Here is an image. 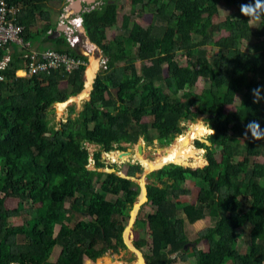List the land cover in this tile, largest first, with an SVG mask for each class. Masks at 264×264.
I'll return each mask as SVG.
<instances>
[{
  "label": "trees",
  "instance_id": "trees-1",
  "mask_svg": "<svg viewBox=\"0 0 264 264\" xmlns=\"http://www.w3.org/2000/svg\"><path fill=\"white\" fill-rule=\"evenodd\" d=\"M4 1L19 7L16 21L23 27V43L13 46L23 55L7 62L0 81V264H84L126 249L119 237L140 186L116 172L100 171L106 168L100 155L140 139L167 146L182 136L183 122L199 115L208 116L205 122L215 131L207 138L209 145L195 141L197 149L206 151L208 164L198 169L168 164L148 175V203L154 212L136 224L143 230L148 225L146 262L175 264L193 257V264H264V0H131V12L123 16L113 40L107 30L118 22L120 0L85 5L80 16L86 36L107 61L90 100L75 118V106H69L59 128L50 125L47 112L53 103L66 104L82 92L89 64L88 56L71 47L64 34L50 39L64 14L56 6L68 2ZM254 2L257 13L252 16ZM220 3L236 11L216 22ZM147 11L153 18L143 27L134 18ZM38 21L44 24L32 32ZM222 30L227 34L215 39ZM38 33L53 50L83 64L71 72L62 66L50 74L15 78L20 62L28 60L27 42L31 45ZM209 44L215 46L212 54ZM8 46L0 50V59ZM179 54L187 59L186 66L179 64ZM200 78L206 86L195 93ZM113 79L118 82L115 93L108 84ZM231 106L235 109L227 112ZM144 118L151 121L144 123ZM88 145L97 148L93 169L88 167ZM142 171L140 164H132L127 176ZM188 181L199 186L194 204L180 201L191 194ZM8 198L18 199L23 208H6ZM26 209L33 212L12 227L10 220ZM208 218L213 225L190 241L186 221L196 224ZM242 240L245 251L238 246ZM201 242L208 250L198 248ZM137 245L143 249L146 240ZM56 247L61 251L52 262Z\"/></svg>",
  "mask_w": 264,
  "mask_h": 264
},
{
  "label": "rangeland",
  "instance_id": "rangeland-1",
  "mask_svg": "<svg viewBox=\"0 0 264 264\" xmlns=\"http://www.w3.org/2000/svg\"><path fill=\"white\" fill-rule=\"evenodd\" d=\"M63 6H64L63 4H61L59 7L56 6V9L59 11L61 8H64ZM219 9H220L219 13L217 15H215V17H214V20L216 22H219V21L226 19L228 16H231V14L233 12L236 11L233 6L226 5L225 3H220ZM250 11L252 13V16L256 15L257 4L255 2L252 4ZM130 12H131V0H120V10H119L118 22L116 23V25L113 28H110L107 30L108 39L113 40L115 38V36L119 33V29H121L123 16L128 15ZM152 18H153L152 12L147 11L146 13H141V14L135 15L134 19L143 27H148L152 21ZM251 22H252L253 26L256 25V19L255 18L252 17ZM43 24L44 23L42 21H38V23L34 27L37 28V27L42 26ZM31 31L35 32V29L32 28ZM226 34H227V32L225 30L218 31L215 33L214 38L218 39L221 36L226 35ZM39 43H40V47L42 49L53 48L49 42L43 41V42H39ZM91 45H95V44L91 43ZM91 45L89 44V40L84 37L82 44L79 47H77V50L82 53L83 50L85 49V51L88 53L86 56H88V58H89V64H88V67L86 69V72H87V70L90 69V66L92 65L91 60L95 59L98 61V71H96L97 72L96 77H97V75L101 72V70L103 69V67L105 65L104 60H106V56L100 47L95 45V48L92 49ZM31 46L38 47L37 45H35V42H32ZM214 49H215V46L212 44H209L208 53L212 54ZM245 51H247V50H245ZM177 60H178L180 65H182V66L187 65V59L184 56H182L181 54L178 55ZM140 67H141V63L138 62L137 68L140 69ZM163 67H164V74L166 76L167 75V66L164 65ZM85 76H86V73H85ZM108 84H109L112 92L115 93L116 86L118 85V82L116 81V79L109 81ZM205 86H206V80L203 78H200L197 85L193 89V92L201 93L203 91V89L205 88ZM61 87H62V89H65L67 87V83L62 82ZM92 89H93V85L91 87V90L88 92V95L84 99H81V96H80L78 98L79 100H75V98L78 97L83 92V90H82V92L79 93L76 97H74V98L71 97L69 100H67L66 104H62L60 106L59 105L58 106L57 105L52 106V108L47 112V117H48V120L50 122V125L54 126L55 128H59L60 124L65 122L66 118L70 114L68 107L72 105L73 101H75L76 104H74L75 112L71 115V117L72 118L77 117L79 115L80 111H82L85 102L90 100V95H91ZM187 90H189V89H187ZM180 96L185 98L183 93H181ZM238 103H239V98L236 100V104H238ZM234 109H235V106H231V107H227L226 111L228 112V111H232ZM150 121H151L150 118H144L143 119L144 123H149ZM195 121H198V120L196 119L194 121L183 122V126L185 127L184 133L182 134V136L179 135L177 138H175L167 146H162L158 142L157 139L154 140L153 142H151V144H146V142H143L144 140L142 141V139H141L140 142L142 143V146H143V154H140L138 152V147L136 144L135 145L124 144V146H123L125 151H127V152L129 151L131 153L130 157L120 154L124 150H120V152H117V153H112V154L109 153L108 155L105 153H102L100 155V157H101V160L106 164V168H104L102 170L100 168L99 170L106 172V173L116 172L121 177L132 179V177L127 176V170L129 169V166L132 164H140L143 167L142 168L143 172L142 173H136V176L133 177L134 182H137V184L139 186H140V184L138 182L142 181L143 179L147 180L148 183H150L151 181L149 180L148 176L147 177H145V175L143 176L144 170L148 169L147 161L148 162L155 161L160 155L163 154L162 153L163 149L167 150V149L171 148L179 140L188 137L192 133V130H194L197 127L200 128L199 136H198V138L193 139L191 142L192 151L195 152L197 150L196 151L197 154H196L195 158H192L193 157L192 156V157L188 158L189 160H185L182 163H178V162L166 163V165L176 164V165H181L184 167H192L194 169L203 168L204 166L207 165L206 151L203 149H197L195 146V141L198 140V141H201V142L209 145L210 142L207 140V138L209 135H211L212 131L209 129L207 122L203 121L201 123V121H200V122H198V124H196ZM241 143H243V142H241ZM88 146H89V149L92 150V152L95 151L96 147L94 145H88ZM216 158L218 160H220V158H221V149H219L218 147H217ZM257 161L262 162L263 160L257 159ZM94 165L95 164H94V160H93L90 163L89 168L93 169ZM144 183L145 182H143V184ZM185 185L191 191V194L189 196H182L180 198V201L182 203L194 204L196 202L197 196L199 194V186L197 184H194V183H189V181ZM143 194H145V193H142L141 197L143 196ZM141 197H140L139 202H138V197H137L136 202H135V204H134V206L130 212V218L127 221L126 227L119 237L125 243L126 249L122 248L119 253H113V252L109 251L108 253H106V255L104 257L98 259L95 262L86 259L84 261V264H141L140 263L141 260H143V263L145 264L143 257L145 258V255L150 252V244H151L150 236L148 235L149 233H147L148 225H146V228L143 230V229H141L140 226H137L136 224H137L138 220L145 221L148 214H151L154 212V208L151 206L150 203H148L146 201V197H145L144 201L141 200ZM5 203H6L5 206L8 209H14V208L22 209L23 208V207L21 208L18 199L8 198ZM32 212L33 211L26 209L23 212V215L21 217L12 218L10 220L11 226L14 227V226L23 224L24 220L26 218H28ZM213 223L214 222L210 218H208L204 221H199L196 224H190V223H188V221H186V231H187V234H188L190 241H194L198 237V232L203 227L213 225ZM58 231H59V226H57L55 228V234H57ZM143 239L146 240L147 246L144 247L143 249L139 250L138 248H136V244L138 243L139 240L141 241ZM244 241L242 240V241L238 242L239 243L238 246L243 251L246 250V246H247ZM190 247L191 246H189V248H188V250H186V252L191 254L192 248H190ZM198 248L203 249V250H208V246L206 245L205 242H201L200 244H198ZM60 251H61L60 247L54 248L52 255L50 257V261L55 262L59 257ZM193 261H194V258L190 257V259H188L186 262H181L180 260H177V262L175 264H193Z\"/></svg>",
  "mask_w": 264,
  "mask_h": 264
},
{
  "label": "built area",
  "instance_id": "built-area-1",
  "mask_svg": "<svg viewBox=\"0 0 264 264\" xmlns=\"http://www.w3.org/2000/svg\"><path fill=\"white\" fill-rule=\"evenodd\" d=\"M91 8H94V6ZM18 12L19 7H9L4 0H0V50L11 44L22 45L23 43V27L16 21ZM61 23L65 26V35L67 37L68 44L71 47L76 48L80 43L83 42V38L80 34V28L83 25V19L80 16L72 18L65 17ZM82 54L86 56L88 53L83 50ZM7 62L8 59H0V81L4 80V75L2 72L6 69ZM80 64H83L81 59H75L67 53H61L48 49L46 51L29 53L25 67L16 70L14 75L15 77H30L32 75L44 73L50 74L52 69L60 68L62 66H65V70L67 72H71L72 70L78 68ZM95 151L92 152V150H90L92 154L89 159L90 163L94 160L93 153ZM117 152L119 151L116 150L114 153Z\"/></svg>",
  "mask_w": 264,
  "mask_h": 264
},
{
  "label": "bare ground",
  "instance_id": "bare-ground-1",
  "mask_svg": "<svg viewBox=\"0 0 264 264\" xmlns=\"http://www.w3.org/2000/svg\"><path fill=\"white\" fill-rule=\"evenodd\" d=\"M91 64L92 65L90 66V69L88 70V74H87V80H88L87 83H89V84L87 86L86 92L84 94L80 95L81 99L85 98L88 95V92L91 90L90 84H92V82L95 79V75H96L95 69L98 66V61L95 59L91 60ZM78 98H76V99H78ZM58 105L59 104H57V106ZM196 124H198V123H196ZM199 132H200V128H198V127L195 128L194 130H192V133L188 137L179 140L177 143H175L171 148H169L167 150L163 149V151H162L163 154L160 155L155 161L148 162L146 160L149 170L146 169L145 171H152L154 169H158V168L164 166L166 163H176V162L182 163L185 160H189L188 158H190L192 156H193L192 158H195V156L197 154L196 153L197 150L195 152L192 151L191 142L193 139L198 138ZM142 193H145V194H143L142 197L140 196L141 200L144 201L145 197H146L145 189H143ZM140 263L144 264L143 260H141Z\"/></svg>",
  "mask_w": 264,
  "mask_h": 264
},
{
  "label": "crops",
  "instance_id": "crops-1",
  "mask_svg": "<svg viewBox=\"0 0 264 264\" xmlns=\"http://www.w3.org/2000/svg\"><path fill=\"white\" fill-rule=\"evenodd\" d=\"M77 1V0H76ZM76 1H74L72 4H70V5H64V14L61 16V18L62 19H64V16L65 17H73V16H78V15H80V8H79V6L78 5H76ZM86 5V4H85ZM89 6V5H88ZM94 6V5H93ZM60 18V19H61ZM61 19V20H62ZM61 20H60V23H59V25H58V27L60 26L61 27ZM57 27V28H58ZM34 29H35V31H36V27H33ZM56 28V29H57ZM62 28V27H61ZM56 29H53L52 31L54 32ZM62 34V33H61ZM60 34V35H61ZM81 34H82V36H85V38H87L88 40H89V44L91 45V43H90V39L86 36V33H85V31L83 30L82 32H81ZM34 35V34H33ZM59 35V36H60ZM58 36V37H59ZM32 40H31V42H35V45H37L38 47H36V46H31L30 45V43L29 42H27V44H28V48H27V50H26V52H28V54L29 53H31V52H40V51H46V50H48V49H51V48H47V49H42L41 47H40V43L39 42H46L45 41V36L43 35V34H40V33H38L37 34V37H32L31 38ZM55 39V38H54ZM82 44V43H81ZM81 44H79L77 47H79ZM77 47H76V49H77ZM91 47H92V49H94L95 48V45H91ZM8 49V51H7V53L6 54H3V57H1V59H8V61L9 60H14V59H16V60H21V55H23V54H20L19 53V51H18V49L16 48V46H13V45H10V46H8L7 47ZM51 50H53V48L51 49ZM85 50V49H84ZM60 52V51H59ZM103 53H104V51H103ZM105 54V53H104ZM24 56H28V55H24ZM21 63V67H19V68H23V67H25V63L26 62H24V61H22V62H20ZM96 71H98V66L96 67V69H95V74L97 73ZM87 73H88V70H87V72H86V83H85V89L83 90V94L86 92V89H87V86H88V84L89 83H87L88 82V80H87ZM95 77H96V75H95ZM95 81V80H94ZM94 81L92 82V84H90V87H92V85H93V83H94ZM91 89V88H90ZM93 90V89H92ZM82 93L80 94V95H82ZM79 95V96H80ZM78 96V97H79ZM76 97V96H75ZM78 97H76V98H78ZM75 98V99H76ZM84 99V98H83ZM76 100H79V99H76ZM89 101V100H88ZM64 104V103H63ZM60 105H62V104H59V106ZM51 108H52V105H51ZM115 151H113V152H110L111 154L112 153H114ZM106 154H109V153H106ZM207 164H208V162H207ZM205 167V166H204ZM5 205H6V203H5ZM203 221V220H202ZM131 246V245H130ZM13 263H15V262H13ZM12 264V263H11Z\"/></svg>",
  "mask_w": 264,
  "mask_h": 264
},
{
  "label": "water",
  "instance_id": "water-1",
  "mask_svg": "<svg viewBox=\"0 0 264 264\" xmlns=\"http://www.w3.org/2000/svg\"><path fill=\"white\" fill-rule=\"evenodd\" d=\"M96 0H77L76 1V5H78L79 6V10L80 11H82V9L84 8V4H83V2H85V4H87V5H90V4H92V3H94ZM62 32H64V27L63 28H61L60 26L54 31V33L50 36V39H54V38H57ZM96 45V44H95ZM97 46V45H96ZM84 87H85V85H84ZM74 104H76V102L75 101H73L72 102V105H74ZM54 105H57V103H53L52 104V106H54ZM207 117L208 116H205V115H199L198 116V118H197V120L198 121H195V123H198V122H200L201 121V123L203 122V121H205V119H207ZM212 133H215V131L214 130H212ZM137 147H138V152L140 153V154H143V146H142V143L141 142H139L138 144H137ZM120 154H122V155H125V156H131V153L128 151H123V152H121ZM102 170V169H101ZM158 169H154V170H152V171H145L144 170V175H145V177H147L148 176V174H150V173H152V172H154V171H157ZM143 175V176H144ZM130 179V178H129ZM130 180H133V177H132V179H130ZM134 181V180H133ZM143 182H145L144 184H143ZM137 183V182H136ZM139 184H140V186H141V194H142V191H143V189H145V192H146V194H147V189H146V185L148 184V181L147 180H142V181H140V182H138ZM141 194H140V196H141ZM140 196H138V202H139V200H140ZM146 201H147V197H146ZM188 248H189V245H186L185 246V250H188ZM140 252V251H139ZM143 259H144V262H145V264H147V262H146V259L143 257Z\"/></svg>",
  "mask_w": 264,
  "mask_h": 264
},
{
  "label": "flooded vegetation",
  "instance_id": "flooded-vegetation-1",
  "mask_svg": "<svg viewBox=\"0 0 264 264\" xmlns=\"http://www.w3.org/2000/svg\"><path fill=\"white\" fill-rule=\"evenodd\" d=\"M76 1V0H75ZM100 1L101 0H96L94 3H92V4H94V6H97V5H99L100 4ZM67 2H68V5H70V4H72L73 2H74V0H67ZM83 4H84V6H85V2H83ZM87 5V4H86ZM141 141V139L136 143V145L139 143ZM142 141H143V139H142ZM144 142V141H143ZM132 145H135V144H132ZM166 166V164L164 165V166H162V167H160V168H158V170L159 169H161V168H163V167H165ZM143 168V167H142ZM143 172V171H142ZM144 175V174H143ZM149 175V174H148ZM150 183H148L147 185H146V189L148 190V185H149ZM140 194H141V186H140ZM139 194V195H140ZM146 197H147V199H148V192H147V194H146ZM138 245L136 244V248H138L137 247Z\"/></svg>",
  "mask_w": 264,
  "mask_h": 264
},
{
  "label": "clouds",
  "instance_id": "clouds-1",
  "mask_svg": "<svg viewBox=\"0 0 264 264\" xmlns=\"http://www.w3.org/2000/svg\"><path fill=\"white\" fill-rule=\"evenodd\" d=\"M78 16H80V15H78ZM73 17H76V16H73ZM81 17V16H80ZM64 18H65V16H64ZM72 18V17H71ZM82 18V17H81ZM61 27L63 28L64 27V32H62V34H64L65 35V26L64 25H62V23H61ZM85 31V29H84V27H83V25H82V27L80 28V34H81V32L82 31ZM54 32L53 31H50L49 32V34H53ZM66 36V35H65ZM81 36H82V34H81ZM82 38H83V40H84V36H82ZM91 42V41H90ZM92 43V42H91ZM81 44V43H80ZM93 44V43H92ZM105 61H107V58H106V60ZM15 76V75H14ZM16 78V77H15ZM86 82V81H85ZM85 88V87H84ZM74 98V97H73ZM58 104V103H57ZM211 130V129H210ZM212 131V130H211ZM211 134H213V133H211ZM119 152H120V150H118ZM125 151V150H124ZM106 154V153H105ZM95 166V165H94ZM88 167H89V165H88ZM147 202H148V199H147Z\"/></svg>",
  "mask_w": 264,
  "mask_h": 264
}]
</instances>
